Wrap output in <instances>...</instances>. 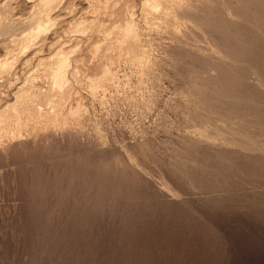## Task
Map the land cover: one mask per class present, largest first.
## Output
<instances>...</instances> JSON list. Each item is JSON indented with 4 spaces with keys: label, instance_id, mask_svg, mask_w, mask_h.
<instances>
[{
    "label": "rangeland",
    "instance_id": "1",
    "mask_svg": "<svg viewBox=\"0 0 264 264\" xmlns=\"http://www.w3.org/2000/svg\"><path fill=\"white\" fill-rule=\"evenodd\" d=\"M1 61L0 264H264V0H0Z\"/></svg>",
    "mask_w": 264,
    "mask_h": 264
},
{
    "label": "bare ground",
    "instance_id": "2",
    "mask_svg": "<svg viewBox=\"0 0 264 264\" xmlns=\"http://www.w3.org/2000/svg\"><path fill=\"white\" fill-rule=\"evenodd\" d=\"M159 3V2H158ZM156 4V3H155ZM151 5V4H150ZM154 5V4H153ZM161 5V4H160ZM156 6H158V5H156ZM180 6V5H179ZM194 6V5H193ZM195 7H196V5H195ZM201 7V6H200ZM184 9V8H183ZM201 10V9H200ZM180 13H181V11H180ZM51 20V19H50ZM40 26V25H39ZM42 27V26H41ZM41 27H39V28H41ZM38 28V26H36V29ZM37 33V32H36ZM32 35V34H31ZM34 35V34H33ZM34 37V36H33ZM26 38V37H25ZM27 41H28V39H27ZM226 45V44H225ZM232 45V44H231ZM231 52V51H230ZM62 58V57H61ZM60 58V59H61ZM63 58H64V55H63ZM63 58H62V61H59L60 62V64H59V62H57L59 65H60V68H62L63 67V65L65 64V62L64 63H62L63 62ZM59 59V58H58ZM58 59H57V61H58ZM59 59V60H60ZM65 59V58H64ZM66 60V59H65ZM64 60V61H65ZM7 61V60H6ZM8 63V62H7ZM56 63V65H58ZM61 63L63 64V65H61ZM1 65L0 66H2L3 65V67L5 66V65H7V64H2V61H1V63H0ZM9 64V63H8ZM56 65H54V66H56ZM1 68V67H0ZM54 68H59V66L58 67H54ZM212 68V67H211ZM5 69H6V66H5ZM52 69V68H51ZM56 69L54 70V71H56ZM63 69H65V67L63 68ZM213 69V68H212ZM3 70V69H2ZM7 70H8V67H7ZM59 70H61V69H59ZM52 71H53V69H52ZM57 71H58V69H57ZM64 71V70H63ZM10 72V71H9ZM61 72V71H60ZM48 73H50V72H48ZM51 73H53V72H51ZM51 73H50V75H51ZM63 72H61V74L59 73V71L58 72H54L53 73V82L54 83H57V84H60L61 82L60 81H62V79H61V77H63V74H62ZM107 74V73H106ZM49 75V74H48ZM47 75V76H48ZM49 75V76H50ZM52 77V76H51ZM50 77V78H51ZM66 80V79H65ZM65 80H63V82L65 81ZM65 84V83H64ZM61 85V84H60ZM59 85V86H60ZM53 86V85H52ZM65 86V85H64ZM52 89V88H51ZM67 89V88H66ZM57 90V89H56ZM59 90V89H58ZM51 91V90H50ZM60 93V92H59ZM56 94H58V93H56ZM55 94V95H56ZM60 95V94H59ZM54 96V95H53ZM50 97H52V96H50ZM55 97V96H54ZM21 99V98H20ZM63 99V98H62ZM52 101V100H51ZM43 102V101H42ZM48 103V102H47ZM50 103V102H49ZM47 105H49V104H47ZM76 105V104H75ZM37 106V105H36ZM6 107V106H5ZM40 107V106H39ZM71 107V106H70ZM77 108H80L79 106L77 107ZM12 109V108H11ZM51 109V108H50ZM54 109V108H53ZM52 109V110H53ZM37 110V109H36ZM72 110V109H71ZM50 111V110H49ZM69 111V110H68ZM70 112V111H69ZM72 112V111H71ZM76 112H78V111H76ZM68 114V113H67ZM72 114H73V112H72ZM76 114H78V113H76ZM75 115V114H74ZM56 116V115H55ZM19 125V124H18ZM65 131V130H64ZM73 133V132H72ZM50 138V137H49ZM261 148V147H260ZM238 169V168H237ZM239 171V170H238ZM252 181V180H251ZM99 242V241H98ZM99 246H100V243L98 244ZM98 246V247H99ZM98 255H99V253H97ZM98 260V259H97ZM73 262V261H72ZM98 262V261H97ZM97 262H96V264H97Z\"/></svg>",
    "mask_w": 264,
    "mask_h": 264
}]
</instances>
